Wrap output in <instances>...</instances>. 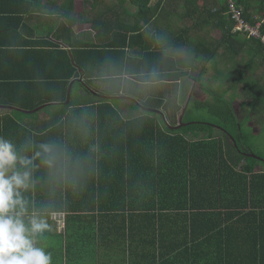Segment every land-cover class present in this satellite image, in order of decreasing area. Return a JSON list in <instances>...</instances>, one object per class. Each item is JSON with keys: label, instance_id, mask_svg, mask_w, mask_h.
<instances>
[{"label": "trees", "instance_id": "16d2710c", "mask_svg": "<svg viewBox=\"0 0 264 264\" xmlns=\"http://www.w3.org/2000/svg\"><path fill=\"white\" fill-rule=\"evenodd\" d=\"M105 1L94 0V4ZM112 1L103 21L93 23L103 39H81L71 45L76 64L85 69L87 84L102 94L121 95L122 88L106 92L94 86L98 71L115 69L118 74L126 72L144 82L141 73L157 67L164 71L160 81L189 78L207 92L209 97L197 99L193 109L207 111L212 121H190L189 103L184 110L173 113L172 121L167 118L168 123L135 101L131 102L132 109L141 112L132 118H126L111 99L96 94L94 100L80 103H74L71 95L65 104L71 81L81 76L69 50L60 48L55 41L68 21L58 23L47 41L31 42L22 37L20 42L4 44L9 47H0V54L11 56L23 68L30 67L31 73H0V105L26 111L51 105L46 111L49 119L40 124L22 120L25 112L0 113V135L17 144L28 137L38 142L59 139L74 153L90 160L79 187L64 190L54 200V213L66 214L65 233L60 236L51 219L52 231L41 242L51 249L57 242L54 240L62 238L69 252L73 244H79L81 250L86 243L100 248L105 245L111 257H116L121 245L127 243L129 259L137 261L131 264H183V257L189 258L190 264H220V260L228 262L231 256L241 262L245 255L252 264H264V172L257 170L258 164L264 162L249 156L256 155L251 138L245 135V121L239 120L236 113L235 97H229L234 85L219 91L201 82L210 63H219L221 57L234 54V67L239 73L235 84L242 87L245 97L251 98L248 116L264 113V70L262 75L257 74L261 67L264 69L261 41L234 32L230 0ZM235 2L242 7L249 24L254 26L264 20V0ZM129 3L137 11L128 10L123 22L117 6L126 8ZM168 5H174L175 10L184 8L180 16L183 24L170 35L157 25L168 12ZM205 28L210 29V37L196 41L193 36ZM158 35L165 38L163 44L157 42ZM190 45L193 57L176 53ZM199 68L197 75L192 74ZM76 84L93 93L82 82ZM158 100L150 97L141 102L165 111L158 107ZM183 124L186 126L171 128ZM217 130L223 135L217 136ZM32 197L38 202L45 199L39 191ZM184 212L190 214L176 219L178 213ZM176 220L190 232L185 245L179 240L180 234L165 232L167 225L173 226ZM199 221L207 222V229L197 232ZM150 228L156 233L138 235L135 231ZM169 237H177L178 241L168 249ZM195 247L201 248L203 254L197 253ZM199 259L208 261L201 263Z\"/></svg>", "mask_w": 264, "mask_h": 264}, {"label": "clouds", "instance_id": "9594fccd", "mask_svg": "<svg viewBox=\"0 0 264 264\" xmlns=\"http://www.w3.org/2000/svg\"><path fill=\"white\" fill-rule=\"evenodd\" d=\"M158 43L165 38L156 36ZM164 71L153 67L141 73L145 84L158 82ZM128 73L102 70L108 87L127 85ZM94 150V149H93ZM90 166L88 157L74 153L59 139L17 144L0 135V264H53V253L41 241L52 231L54 200L66 189L76 190ZM41 192L37 201L32 194Z\"/></svg>", "mask_w": 264, "mask_h": 264}, {"label": "crops", "instance_id": "0c3cea01", "mask_svg": "<svg viewBox=\"0 0 264 264\" xmlns=\"http://www.w3.org/2000/svg\"><path fill=\"white\" fill-rule=\"evenodd\" d=\"M90 1H92L93 3L92 6L85 8L83 4L84 0H0V14L5 15L4 17H0V30L4 31L0 33V47H9V45L4 46V44L20 42V40H22V37L31 42L47 41L48 35L53 30V28L58 23H67V21L69 22L68 26L65 30H62L59 33V40H55L60 48L72 50L71 45L76 44L81 39H86L90 42H98L100 37V40H102L104 36L98 35L99 27L97 25L94 26L93 23L97 24L100 20L103 21V18H105L104 12L106 10L105 4L109 5V3L106 0L105 4H100V6L94 4V0ZM155 1L156 0H154L153 2ZM55 4L59 6L57 10H55ZM80 6H82L81 10ZM103 6L105 8H103ZM96 7L98 10L97 13L95 12ZM89 8L91 11L89 10ZM122 8H120V12L122 11ZM135 8L137 10L136 6ZM126 10L127 8H124L119 18V20L122 19L123 22H125L127 18ZM136 10L133 12L135 13ZM177 10H175L174 5H168V12H165L163 18L157 23V25H159V27L163 29L166 32L165 34L167 35L174 33V23L178 21L181 22L180 16L183 15V11L182 13H176ZM83 15H85L86 19L83 18ZM17 24L18 27L16 26ZM10 27L12 28L10 30H7ZM50 40L54 39L51 38ZM10 57L11 56L9 55L0 54V73L2 75L22 73L24 70L26 72L30 71V67L23 68V66L20 65L18 62H15V60L12 61ZM102 70L106 69L103 68L98 71V73L96 74L98 75V77L94 78L97 79L98 82H101L99 80V74ZM85 79H87L86 73ZM84 89L85 88L82 87V94H84L85 92ZM122 93H124L123 90ZM89 95L90 94L88 93L86 97H88ZM80 102L83 101H79V103ZM47 107H49V105H47ZM47 107L45 108L46 110ZM5 111L11 110L0 108V113H4ZM37 116H33V119L29 118L27 119V121L40 124L49 119V115H47V112L45 115L42 116L43 118ZM185 213L188 215L190 214V212L178 213L176 219H183L182 215ZM223 214L225 213L223 212ZM213 218H217V216ZM213 220L216 221V219ZM207 225V222L204 221L197 222V226H199V228H197V232H201L202 229H207ZM177 229L179 230V232H175V230L177 231ZM55 230L61 236L62 233H65L66 228L64 231H59L57 227H55ZM135 231H137L136 233H138V235L156 233V231L152 228L138 229ZM165 232L167 234H180L179 240H181L182 244L184 245V241L189 239L190 236L189 230L185 229L184 224L179 220H176L173 226H170L168 224L165 228ZM114 233L116 234V232ZM117 233L122 232L117 231ZM54 241L57 242L52 243L51 249H49V244L46 245L48 247V250L53 253V264H131L133 263V261H136L129 259L130 250L128 248L129 245L127 243L121 245V250L119 251V253H117L116 257H111L110 248H105V245L104 247L100 248L98 244L86 243L85 245H82L83 249L81 250L79 244H73L74 247L69 248L72 252L71 253L67 251V244L65 242H62V238L60 241L56 239ZM177 241V237L173 238V240L172 238H170L169 241L166 243L167 248L169 249L171 246L175 247ZM189 246L192 248V244H189ZM69 247L72 246L70 245ZM195 249L198 250L197 253H201L202 251L199 247H195ZM186 253H188V251ZM202 254L203 253H201V255ZM187 256L189 257V254ZM229 258L230 259L228 262L220 260V264H252L251 259L246 255L245 257H243L241 262L238 261L235 256L234 258L232 256ZM207 261L208 260L206 259H199V262L201 263ZM189 262V258L183 257L181 260V263L183 264H190ZM174 264H178V262H174Z\"/></svg>", "mask_w": 264, "mask_h": 264}, {"label": "rangeland", "instance_id": "374dc122", "mask_svg": "<svg viewBox=\"0 0 264 264\" xmlns=\"http://www.w3.org/2000/svg\"><path fill=\"white\" fill-rule=\"evenodd\" d=\"M108 3H113L112 0H107ZM84 6L85 8L92 6V1L90 0H84ZM101 6V5H100ZM121 6V7H120ZM117 6V10L120 12V8H122V5ZM105 7H109L108 4H105ZM103 6V8H105ZM59 6L55 4V10H57ZM82 6H80L81 10ZM127 12L128 10L134 13L133 11L136 10L135 6L132 4H127ZM90 10V8H89ZM124 8H122L121 13L123 12ZM179 10V11H178ZM179 13H184V8L182 6L178 7ZM91 11V10H90ZM97 7L95 8V12L97 13ZM137 11V10H136ZM87 13V10H86ZM83 18L86 19L85 15H83ZM183 22L178 21L174 23L173 31L177 32ZM210 37V29L205 28L204 30H201L198 32L197 35H194L193 38L198 40V38ZM243 37V36H242ZM193 44V43H192ZM193 48V45L186 46L182 49H179L177 51V54L181 56H190L193 57L194 53L191 51ZM134 54V51H132ZM235 55L231 54L229 57H221L219 63H210L208 65V70L204 72L205 77L203 78V81H201L203 84L204 82L209 85L210 88H216L219 91L226 90L230 88V86L234 85L233 88H230L229 97L234 96L235 97V110L238 115L239 120L245 121L244 131L245 135L249 136L251 138V146L255 154L264 160V113L261 115L254 116H248V113L250 111V104L249 100L250 97H245L243 93V89L239 84H235V81L237 80V77L239 76L237 69L234 67V60ZM237 59V58H236ZM259 60V59H258ZM217 67L222 70V73L218 71ZM234 67V69H233ZM201 69L192 70V74L197 75ZM232 70H234L232 72ZM263 67L259 69L258 75L263 73ZM224 73V74H223ZM93 77V76H92ZM95 76L94 78H97ZM128 84L122 87H115L117 91H120V88L123 89V94L126 96H133L136 99H138L140 102L145 101L149 99L150 97H155L158 100V107L165 108L166 116L169 121L173 120V113L177 112L178 110H184V107L187 103H189V109L188 111L191 112L187 117L192 122H201V123H209L212 121L211 116L207 111H195L193 109V105L196 104L197 99L199 100H205L209 97V94L205 92L203 89L199 87L198 84L194 85L193 80L189 78L181 79L178 81H160V82H153L151 84H145L140 81H137L136 79H133L131 75L128 74L127 76ZM262 81H264V76L262 77ZM93 84L95 87H97L101 91H111L113 87H108L102 82H98L97 79L93 81ZM87 88V87H86ZM82 85L76 84L73 87L72 91V99L74 103H79V101H92L94 100L95 94L86 91L84 94L81 92ZM122 92V91H120ZM126 92V94H125ZM90 94L88 97H86L87 94ZM111 102L115 105L117 109H119L123 115L126 118H132L137 115H140V110L132 109L131 100L129 99H121V98H115L111 99ZM161 102V103H160ZM142 103V102H141ZM159 109V108H155ZM160 110V109H159ZM46 109L36 112V113H24L22 117V120H27L29 118L33 119V116L42 117L46 114ZM262 112V111H261ZM19 115V114H15ZM248 117V118H247ZM43 118V117H42ZM160 121L163 123V119L160 118ZM217 136H222L220 130L216 131ZM257 170H261L264 172V163H259Z\"/></svg>", "mask_w": 264, "mask_h": 264}, {"label": "built area", "instance_id": "2783aa9c", "mask_svg": "<svg viewBox=\"0 0 264 264\" xmlns=\"http://www.w3.org/2000/svg\"><path fill=\"white\" fill-rule=\"evenodd\" d=\"M230 15L235 23L234 32L246 35L248 38L259 39L264 47V20L259 21L256 25L249 24L244 16L242 7L238 6L235 0H230ZM52 221L56 224L59 231H64L66 228V214L54 213Z\"/></svg>", "mask_w": 264, "mask_h": 264}, {"label": "water", "instance_id": "95a60500", "mask_svg": "<svg viewBox=\"0 0 264 264\" xmlns=\"http://www.w3.org/2000/svg\"><path fill=\"white\" fill-rule=\"evenodd\" d=\"M69 50V54L71 56V59H72V62L73 64L79 68L80 72H81V76L80 77H77L75 79H73L69 85V88H68V94H67V100L65 101V104H68L71 100V94H72V88H73V84L78 81V82H82L86 87H88L94 94L100 96V97H104V98H107V99H115V98H123V99H129L131 101H135L137 102L140 107L148 112H152V113H157L159 115H161L164 120L167 122V116L165 114V112H163L162 110H159V109H154V108H149V107H146V105H144L143 103H141L138 99H136L135 97L133 96H126V95H106V94H102V93H99L98 91H96L95 89H93L92 87H90L87 82H86V79H85V69L84 67L80 66L79 64H76L75 62V59H74V55L72 53V50L68 49ZM51 104V103H50ZM49 103L48 104H44L42 105V107L34 110V111H26V110H22V109H19V108H16V107H12V105H0V108L1 109H7V110H11V111H18V112H25V113H35V112H38L42 109H45L47 107V105H50ZM168 123V122H167ZM204 124H207V123H204ZM212 125V124H211ZM183 126H186V124H183V125H178L176 127H171V128H180V127H183ZM234 143H235V146L237 147V143L236 141L234 140V138H232ZM249 156H251L252 158H255L259 161H262L264 162L263 159L259 158L258 156L254 155V154H250Z\"/></svg>", "mask_w": 264, "mask_h": 264}, {"label": "flooded vegetation", "instance_id": "af4514ba", "mask_svg": "<svg viewBox=\"0 0 264 264\" xmlns=\"http://www.w3.org/2000/svg\"><path fill=\"white\" fill-rule=\"evenodd\" d=\"M137 81H139V80H137ZM140 82H142V81H140ZM142 83H144V82H142Z\"/></svg>", "mask_w": 264, "mask_h": 264}]
</instances>
